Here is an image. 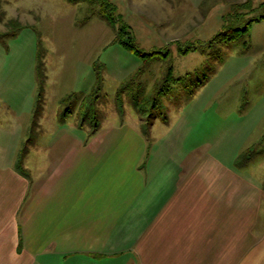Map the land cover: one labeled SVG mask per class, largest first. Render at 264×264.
Segmentation results:
<instances>
[{
  "label": "rangeland",
  "instance_id": "374dc122",
  "mask_svg": "<svg viewBox=\"0 0 264 264\" xmlns=\"http://www.w3.org/2000/svg\"><path fill=\"white\" fill-rule=\"evenodd\" d=\"M75 1L0 0V155L13 153V131L23 134L22 160L56 148L66 132L90 137L126 123L151 143L177 131L187 148L211 144L264 182V19L211 43L228 24L264 15V0H110L115 24L99 0ZM128 36L151 55L118 41ZM170 67L181 79L161 93ZM43 155L18 168L31 177L47 167Z\"/></svg>",
  "mask_w": 264,
  "mask_h": 264
},
{
  "label": "crops",
  "instance_id": "0c3cea01",
  "mask_svg": "<svg viewBox=\"0 0 264 264\" xmlns=\"http://www.w3.org/2000/svg\"><path fill=\"white\" fill-rule=\"evenodd\" d=\"M15 132L0 155V264H264V182L237 156L123 123L21 160ZM37 153L47 167L30 177L19 162Z\"/></svg>",
  "mask_w": 264,
  "mask_h": 264
},
{
  "label": "trees",
  "instance_id": "16d2710c",
  "mask_svg": "<svg viewBox=\"0 0 264 264\" xmlns=\"http://www.w3.org/2000/svg\"><path fill=\"white\" fill-rule=\"evenodd\" d=\"M70 1L76 2L75 0H70ZM99 1L101 3V6H102V10H103L102 12L104 14V18L109 23H111V24H115L117 21L120 22L119 19L117 18V14H116V11H115V8H116L115 5L110 0H99ZM237 9H240V7H237ZM233 13L234 12L229 13L227 16H229L230 18H232L233 15H234ZM263 19H264V15H261L258 18H254V19H251L250 18L248 21L244 22L245 25H242V26H236L235 24L233 25V23L232 24H228L224 29L218 31L212 37L211 43L224 42V41L225 42H227V41H233V40L237 39L239 36H241L242 34H246L250 30L251 24L254 21H260V20H263ZM15 23H17L16 25L18 27L21 26L19 22H15ZM15 23L13 21L12 24H15ZM119 30H120V34L119 35H121V36H122V34H128L129 33L128 29L126 28V26L124 24H121L120 25ZM15 34H16L15 31L12 32V35H15ZM2 36H3V34H0V38ZM118 41L120 43H122L123 45H125L128 49H130V50L134 51L135 53H137L138 55H140L141 57H146L148 55H151V54H145V53H143V51L139 50L138 47H137V45L133 41V39H131V36H128V39H124L123 37L122 38L121 37L120 38L118 37ZM41 62L42 63H41L40 66L43 67V61L41 60ZM40 74H41V72H40ZM41 77L43 78V75L42 74H41ZM42 78H41V80H42ZM180 79L181 78H175L173 76L172 68L169 69V71L167 73V76L164 78V81L162 82L163 84L161 86L158 84L159 85V91L161 93H165L166 90H169V88L171 87V84L172 83H174L175 81H179ZM42 83L43 82H41V86H42ZM161 93H159V94H161ZM35 124L36 123L34 121L33 122V125H32L31 136H34L35 135L34 134L35 133L34 132V130H35ZM245 156H247V155L245 154Z\"/></svg>",
  "mask_w": 264,
  "mask_h": 264
}]
</instances>
